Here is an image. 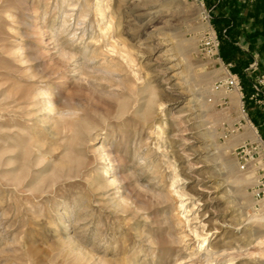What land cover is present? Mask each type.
Wrapping results in <instances>:
<instances>
[{
	"label": "rangeland",
	"instance_id": "374dc122",
	"mask_svg": "<svg viewBox=\"0 0 264 264\" xmlns=\"http://www.w3.org/2000/svg\"><path fill=\"white\" fill-rule=\"evenodd\" d=\"M220 2L0 0V264H264V104L211 90L264 61Z\"/></svg>",
	"mask_w": 264,
	"mask_h": 264
},
{
	"label": "trees",
	"instance_id": "16d2710c",
	"mask_svg": "<svg viewBox=\"0 0 264 264\" xmlns=\"http://www.w3.org/2000/svg\"><path fill=\"white\" fill-rule=\"evenodd\" d=\"M224 8L227 9L226 12L230 15L231 24L226 20L217 21L222 25H226V34L229 37L228 40L221 38L220 41L223 59H233L231 56L233 52L235 50L236 52H239L234 46L236 44L235 42L238 41L239 36H243L247 41L249 50H257L259 57L264 61V0H254L246 5L243 3L239 4L237 0H221L219 3V9L224 12ZM244 22L249 23L247 27L243 26ZM257 39L261 40L259 44L256 42ZM224 47L228 48L227 51H224ZM236 61L238 66L235 69V72L240 75L242 92L245 96V101H247L248 95L252 91V87L242 74L241 68L250 62V58H238ZM251 102H253L254 105L257 103L254 102V99H252ZM254 105L252 107H254ZM248 114L258 130L264 132V112L255 108L254 111H248Z\"/></svg>",
	"mask_w": 264,
	"mask_h": 264
},
{
	"label": "built area",
	"instance_id": "2783aa9c",
	"mask_svg": "<svg viewBox=\"0 0 264 264\" xmlns=\"http://www.w3.org/2000/svg\"><path fill=\"white\" fill-rule=\"evenodd\" d=\"M196 1V0H195ZM207 43V42H206ZM209 43V42H208ZM211 44L214 47H217L218 41L215 37H212L211 39ZM264 75L262 76V79L260 81L252 83V91L253 93L250 95V98L261 102L264 104ZM211 90L213 92H219V91H224V92H231L235 91L236 93L240 94V97L244 99V94L242 92V85L240 83L239 77L231 72L230 70L226 69L225 73L217 78L211 86ZM260 97V98H259ZM244 103V101H242ZM241 103V110L244 112L245 111V106L244 104ZM248 152H243L238 156V162H239V169L244 170L246 167V164L248 162L249 155H247Z\"/></svg>",
	"mask_w": 264,
	"mask_h": 264
},
{
	"label": "bare ground",
	"instance_id": "6f19581e",
	"mask_svg": "<svg viewBox=\"0 0 264 264\" xmlns=\"http://www.w3.org/2000/svg\"><path fill=\"white\" fill-rule=\"evenodd\" d=\"M150 8H154V5L151 6ZM217 187H219V185ZM217 198L223 199L224 195H219ZM237 224H239V221ZM235 225H236V223L234 225H231V224H227L224 221H222L217 226H215L214 228L208 229V231H210V232H212V231L221 232L222 238L226 237L227 240H225V242L228 241V243H229V246H225L227 244V242L226 243L224 242L225 245H224V243L223 244L217 243L213 247V249H214L213 252L206 251L204 254V257L208 263H210L213 260L214 256H217V257L223 256L224 251L227 247L228 248H236L237 247V243H238L237 241L239 240L237 237H239V235L233 236V235H235V231L237 229V225H236V227H235Z\"/></svg>",
	"mask_w": 264,
	"mask_h": 264
},
{
	"label": "crops",
	"instance_id": "0c3cea01",
	"mask_svg": "<svg viewBox=\"0 0 264 264\" xmlns=\"http://www.w3.org/2000/svg\"><path fill=\"white\" fill-rule=\"evenodd\" d=\"M225 10H226V8H224ZM227 11V10H226ZM259 41H257V44H259L260 42H261V40L260 39H258ZM237 44H245V42H244V38L242 37V36H239V39H238V41L236 42ZM254 102L256 103H258V101H256V100H254ZM257 103L254 105V107H259L260 108V105L258 104L257 105ZM251 108H253V107H251Z\"/></svg>",
	"mask_w": 264,
	"mask_h": 264
}]
</instances>
